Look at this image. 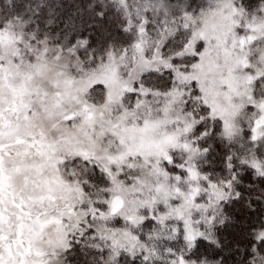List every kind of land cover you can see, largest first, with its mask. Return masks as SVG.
Wrapping results in <instances>:
<instances>
[{"label":"snow or ice","instance_id":"snow-or-ice-1","mask_svg":"<svg viewBox=\"0 0 264 264\" xmlns=\"http://www.w3.org/2000/svg\"><path fill=\"white\" fill-rule=\"evenodd\" d=\"M0 264H264V0H0Z\"/></svg>","mask_w":264,"mask_h":264}]
</instances>
